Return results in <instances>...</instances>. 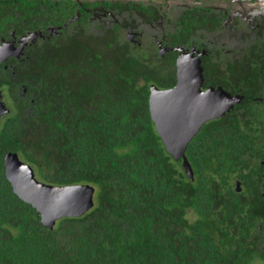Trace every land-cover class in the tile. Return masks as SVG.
<instances>
[{
	"label": "trees",
	"instance_id": "16d2710c",
	"mask_svg": "<svg viewBox=\"0 0 264 264\" xmlns=\"http://www.w3.org/2000/svg\"><path fill=\"white\" fill-rule=\"evenodd\" d=\"M72 13L51 0H0V44L12 32L62 25ZM105 40L85 54L37 41L24 61L0 63V92L14 101L0 119V264H252L263 254L251 225L259 204L248 213L249 201L234 189L236 180L252 189L249 172L261 169L253 159L264 156L249 98L191 141V179L165 148L149 107L151 85L176 84L175 63H148L147 53ZM233 68L208 62L207 85L228 89L230 71L251 96V65L242 78ZM24 87L34 103L24 104ZM10 152L44 183L95 187L94 208L50 230L6 178Z\"/></svg>",
	"mask_w": 264,
	"mask_h": 264
},
{
	"label": "flooded vegetation",
	"instance_id": "af4514ba",
	"mask_svg": "<svg viewBox=\"0 0 264 264\" xmlns=\"http://www.w3.org/2000/svg\"><path fill=\"white\" fill-rule=\"evenodd\" d=\"M51 1H56L59 8L63 6L67 10H73L71 17L62 25L48 26L39 31L41 35L28 41L18 56L7 59L0 57V63L24 61L28 58L26 53L32 50L33 45H37V41L44 42L38 44L40 48L56 44L68 47L72 45L75 51L85 54L88 49L96 46L97 41L105 43V39L116 37V46L126 47L138 53V57H141L142 52L147 53L148 60H144L148 63H155L160 57L162 62L173 61L171 63H175L177 69L178 59L183 53L201 56L204 77L208 62L221 63L223 71H227L232 65L238 78H242L239 74L244 73L251 65V96L244 94V86L238 91L230 71L228 79L224 78L228 89L223 85H207L205 78L203 90L221 87L232 96L242 97L235 107L241 106L249 98L251 127L259 128L257 142L264 148V0ZM31 33L33 32L27 35ZM27 35L19 36L12 32L10 38L1 40L0 48L9 42H14L19 48L20 42ZM9 68L12 65L5 66V69ZM245 78L244 76V82ZM25 88L19 96L26 101L24 104L34 103ZM3 101L5 102L4 97ZM253 161L258 162L261 169L249 172L252 189L247 187L249 181L240 180L235 181L234 189L238 194L244 195V200L249 201L248 213L259 204L258 210H253L254 214H251V225L255 226L254 231L260 239V250L263 251L258 260L264 261V156L254 158Z\"/></svg>",
	"mask_w": 264,
	"mask_h": 264
},
{
	"label": "water",
	"instance_id": "95a60500",
	"mask_svg": "<svg viewBox=\"0 0 264 264\" xmlns=\"http://www.w3.org/2000/svg\"><path fill=\"white\" fill-rule=\"evenodd\" d=\"M40 33L23 38L21 47L14 42L0 48V57L18 56L22 47ZM177 82L173 88L160 89L150 86L149 107L156 131L171 157L185 174L193 179L192 166L186 156L191 141L203 126L230 113L242 100L223 88L203 90L205 82L201 56L183 53L177 62ZM26 90V88H25ZM11 110L0 92V119ZM6 178L14 193L30 204L41 217L44 226L53 230L64 218H80L95 205L96 188L87 185L55 186L40 181L31 165L10 152L5 159Z\"/></svg>",
	"mask_w": 264,
	"mask_h": 264
},
{
	"label": "rangeland",
	"instance_id": "374dc122",
	"mask_svg": "<svg viewBox=\"0 0 264 264\" xmlns=\"http://www.w3.org/2000/svg\"><path fill=\"white\" fill-rule=\"evenodd\" d=\"M8 108H11L13 107V99H11L10 97H7L4 99ZM252 264H264V261L263 260H258L257 258H255L253 261H252Z\"/></svg>",
	"mask_w": 264,
	"mask_h": 264
}]
</instances>
